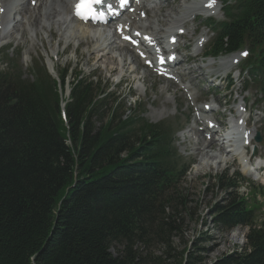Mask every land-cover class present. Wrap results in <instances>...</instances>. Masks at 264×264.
<instances>
[{
	"label": "trees",
	"instance_id": "16d2710c",
	"mask_svg": "<svg viewBox=\"0 0 264 264\" xmlns=\"http://www.w3.org/2000/svg\"><path fill=\"white\" fill-rule=\"evenodd\" d=\"M252 4L264 14V0ZM244 13L226 34L231 43L250 25L251 9ZM98 90L77 80L62 113L44 69L34 81L0 73V264H201L175 241L187 191L161 192L165 131L136 124L123 102L109 110ZM213 180L224 195L214 222L246 224L230 177ZM246 235L242 254L214 264H264V234Z\"/></svg>",
	"mask_w": 264,
	"mask_h": 264
},
{
	"label": "rangeland",
	"instance_id": "374dc122",
	"mask_svg": "<svg viewBox=\"0 0 264 264\" xmlns=\"http://www.w3.org/2000/svg\"><path fill=\"white\" fill-rule=\"evenodd\" d=\"M29 30H31L30 27ZM52 31L55 32L54 27H52ZM58 39L59 37H46L44 39L39 37L32 42L27 38L22 40L17 39L16 35L13 34L12 37L7 39L12 42L10 45V54L7 58L3 57V59H7L5 60L7 65H20L26 76L27 69L33 60L41 58L45 62L46 58L42 49L45 48L48 52H50L49 55L53 56V71H55L57 67L68 68L67 77L64 79L63 88L61 89L62 99L66 100L69 97L71 87L74 86L77 81V79L75 81V73L79 72V78H82V76L86 77L88 71L93 69V54L86 53L82 47H79L76 50V53H73L71 51L72 47L69 46L66 51H70V53L64 55L61 53V48L57 46ZM51 47L53 49L55 48L54 51L58 52L57 55H53ZM1 49H3V47ZM89 49H91V47ZM2 56L0 55V58H2ZM106 65L109 66L106 70L104 67L99 66L101 70H99L96 76L92 78V81L96 82L98 76H102L104 79H109L110 81L111 76L114 75V70H111L113 69L111 64L107 63ZM116 71L119 73L120 70L118 67H116ZM128 79L131 78L129 77ZM129 84L131 85L132 82ZM145 84L151 86L150 88L153 90L152 93L155 94V97H151L152 93H148L143 101L137 102V99L132 98L129 101L130 106L126 104V107L130 108V110L134 108L135 112L137 109L142 110L144 112L143 117L154 123L169 121L172 126L176 127L178 124L181 125L176 118V114L170 110L173 106L171 102L167 101L166 93L161 91V87L154 83L151 79L146 80ZM58 85H60V82ZM102 85H104V83ZM174 92L176 93L173 96V103L179 109L182 103H185L184 99L188 100V97L185 93H179L178 90L174 89H169L167 94H173ZM120 93L122 92L118 91L116 96H119ZM139 93H141V91ZM178 94H183L184 98L182 97L177 100L176 96H178ZM136 97L138 96L136 95ZM148 98L149 100L146 101ZM107 101V105L111 106V100ZM187 103H189V100ZM169 111L174 114V118L169 114ZM127 113H129V111ZM185 145L186 144L178 145L176 142V146L178 148H184ZM212 166H210V168L209 166L204 168L201 172H197L196 166V173L194 168V171H191V173L186 176L182 185H180V187L187 190V201L189 203L190 212L183 213L182 218L184 221V227L181 239H176L175 241L179 243L177 245L178 250L183 249L186 246L189 251H193V253L198 255L200 254L202 260L201 264H214L216 261L220 260V258L232 253L242 254L245 249L247 236V231L244 227H235L230 230H225L224 226L214 222L213 214L216 213V210L211 207L216 202L222 204L223 194L220 192L219 187L213 185L215 182L213 177L215 178L220 176L223 169L217 167L219 165ZM235 232L238 233L237 237L234 235ZM199 248H202L201 252L196 250ZM111 253L113 254L114 252L111 250Z\"/></svg>",
	"mask_w": 264,
	"mask_h": 264
},
{
	"label": "bare ground",
	"instance_id": "6f19581e",
	"mask_svg": "<svg viewBox=\"0 0 264 264\" xmlns=\"http://www.w3.org/2000/svg\"><path fill=\"white\" fill-rule=\"evenodd\" d=\"M47 1L48 0H37L38 6L31 8V6L29 5L30 0L28 2V5L25 4L24 0H0V7H5L4 12L0 15L2 17H4V19H6L4 21L5 25L6 24L8 25L13 21L14 25L11 27V30L15 31V32L20 31V27H21L20 22L23 19H25L27 15H29V22H28L29 27L31 28L32 33L34 32V35L36 37L39 35V28L43 29V30H45L44 28H46L47 32H46V30H45V32L48 33V36H53L54 33L52 32V29L49 28L48 24L47 25H44V24L49 22L50 20L57 19V17H59L63 21H66V17L68 16L67 14L69 13L68 12L69 0H50V3H53V5H55V8L50 9L42 20L40 11H41V8L46 7ZM14 2H17V6H15V7L12 6V4ZM12 12L15 15H20V17H21L20 22H18V21L14 22V19H12V21L9 20V17L12 14ZM194 15H196V14H194ZM42 22L44 23L43 25H42ZM26 29H27L26 26H24V29L21 31L22 36L25 35ZM67 30H69L75 36H77L76 38H78V39L86 38V37L91 38V39L93 38L94 41H100V39L101 40L103 39L102 34L101 35L97 34V29H93V28H90V27H87L84 25H80V23H78V22L77 23L73 22V27H69ZM7 34L8 33H5V36H7ZM95 35H97V37H95ZM3 38H4V36H3ZM96 46H97V42H96ZM118 68L120 70L122 67H118ZM228 132L226 133L225 139H223V142H222V144L225 143L226 147H228V144L234 145V143L232 141L231 142L228 141L229 138L231 137L230 133L228 134ZM208 145H211V143ZM216 157L217 156H213V158H212L211 156L209 157V155H206L203 158H201L199 165H197V172H201L204 168H207L208 166L209 167L212 165L216 166L219 164V162H225V160H221L222 156H218V158H220L219 160L216 159ZM239 159L243 163L242 158L239 157ZM234 235H236V237H237L238 233L235 232Z\"/></svg>",
	"mask_w": 264,
	"mask_h": 264
},
{
	"label": "snow or ice",
	"instance_id": "6c2138e0",
	"mask_svg": "<svg viewBox=\"0 0 264 264\" xmlns=\"http://www.w3.org/2000/svg\"><path fill=\"white\" fill-rule=\"evenodd\" d=\"M103 0H78V3L76 4V12L75 14L77 16H80L81 18H87L88 16H96L97 12L95 11L93 5L97 3H101ZM126 0H121V6H124V3ZM215 0H209L208 7L214 6ZM111 5H109V8L111 9ZM100 18H103V14H99ZM244 55H247V53H244ZM163 59V58H162Z\"/></svg>",
	"mask_w": 264,
	"mask_h": 264
}]
</instances>
